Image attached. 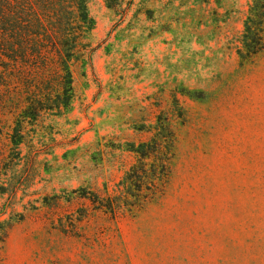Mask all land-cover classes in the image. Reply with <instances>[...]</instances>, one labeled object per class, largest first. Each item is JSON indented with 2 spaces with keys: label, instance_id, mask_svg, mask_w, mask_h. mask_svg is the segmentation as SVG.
<instances>
[{
  "label": "rangeland",
  "instance_id": "rangeland-1",
  "mask_svg": "<svg viewBox=\"0 0 264 264\" xmlns=\"http://www.w3.org/2000/svg\"><path fill=\"white\" fill-rule=\"evenodd\" d=\"M250 2L89 0L90 31L66 9L48 28L71 54L70 105L55 67L0 72V264H264V51L239 55ZM157 124L176 139L163 197L98 209Z\"/></svg>",
  "mask_w": 264,
  "mask_h": 264
},
{
  "label": "trees",
  "instance_id": "trees-1",
  "mask_svg": "<svg viewBox=\"0 0 264 264\" xmlns=\"http://www.w3.org/2000/svg\"><path fill=\"white\" fill-rule=\"evenodd\" d=\"M88 3L89 0H0V72L18 71L26 66L55 67L64 75L70 105L73 89L71 54L58 50L53 31L57 32L61 20L71 15L66 11L70 8L76 9L83 26L92 30L95 21ZM45 18L50 21L48 25ZM67 31L69 43L74 31ZM241 43L239 55L243 60L264 51V0H251ZM39 112L35 111V118ZM154 128L156 132L148 142L131 149L137 162L116 184L114 193L106 190V196L94 194L90 198L98 209L117 217L141 211L163 197L172 174L176 139L169 125L157 124ZM11 228V222L0 219V251Z\"/></svg>",
  "mask_w": 264,
  "mask_h": 264
}]
</instances>
